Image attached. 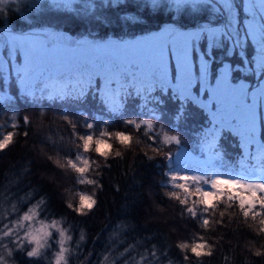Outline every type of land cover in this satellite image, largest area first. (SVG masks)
Instances as JSON below:
<instances>
[{
    "label": "trees",
    "instance_id": "obj_1",
    "mask_svg": "<svg viewBox=\"0 0 264 264\" xmlns=\"http://www.w3.org/2000/svg\"><path fill=\"white\" fill-rule=\"evenodd\" d=\"M149 2L75 0L72 9H59L60 6L45 1L35 7L33 4L37 3L23 0L19 5L21 14L16 13L11 4L6 10L8 14L0 16V30L5 25L20 33L54 28L70 31L81 38L122 40L155 33L167 26L187 30L198 29L208 22L219 23L216 17L220 14L217 13L213 20L215 11L208 3L192 10L188 7L173 9L166 3L160 9L145 7ZM240 2L234 0L239 10ZM32 5L37 8L33 13L29 10ZM200 47L211 61L214 75L221 61H230L235 81L253 78L255 73L250 76L244 72V61L237 54L230 55L223 48H213L209 53L205 42H201ZM194 58H198L197 51ZM126 75L109 81L108 76L97 73L72 89L65 87V92H60L65 94L63 98H59L60 93L54 96L37 93L35 97H26L19 93L16 81L6 85L0 80L3 91L16 94L10 102L0 103V135L16 132L12 145L0 151L1 217L9 213V218H14L27 207L41 202L39 219L46 223L55 220L71 237L66 244L70 250L69 264H124L125 261L128 264H197L193 257L185 261L184 253L176 245L194 242L200 236L212 244L213 253L202 258L203 264H264V255H255L257 250L264 252V234L258 232V225L250 219L245 221L236 206L220 203L215 213L205 214L211 223L209 228H203L200 208L197 209L198 216L193 218L184 211V206L167 195L179 190L173 188L164 175L167 171L164 153L157 156L151 150L149 136L152 131L145 127L136 130L125 123L128 119H150L155 112L159 117L154 121L156 132L164 128L170 134H178L183 150L207 157L212 152L205 149L203 137L212 128L209 112L196 101H180L173 88H161L159 84L151 89L144 86L138 93L139 81L144 79L137 75L138 81L133 83L130 76L125 78ZM254 78L259 80L257 76ZM109 83L117 93L116 99L123 105L122 115L112 116L102 103ZM82 90L84 97L77 98ZM14 115L15 121L10 119ZM24 116L29 117L27 125L23 123ZM64 116L76 124L78 134H84L87 131L84 125L93 122L92 132L96 136L101 131H125L131 135L130 146L120 145L113 135L109 140L113 150L107 160L94 151L84 154L95 161L88 177L96 179L102 187L79 184L71 169L57 165V160L65 163L66 158H74L82 151ZM13 122L18 128L11 127ZM261 135L264 140V125ZM164 147L165 151L171 147L174 154L177 150L174 145ZM116 151L121 157L115 156ZM215 152L221 155L228 170L240 169L242 160L254 162L241 149L240 137L229 129L216 137ZM149 156L156 158L149 160ZM255 164L260 166L257 159ZM83 193L92 196L97 203L82 215L74 208ZM68 203L73 204V208H69ZM13 206L17 209L15 213ZM221 211L223 217L219 214ZM52 231L51 247L45 249L41 258H28L25 251H14V264H50L58 250L54 242L58 232ZM30 247L32 245L25 243V249ZM125 249L129 250L125 252ZM152 251L156 252L154 257L150 255ZM141 257L145 259L141 261Z\"/></svg>",
    "mask_w": 264,
    "mask_h": 264
},
{
    "label": "snow or ice",
    "instance_id": "obj_2",
    "mask_svg": "<svg viewBox=\"0 0 264 264\" xmlns=\"http://www.w3.org/2000/svg\"><path fill=\"white\" fill-rule=\"evenodd\" d=\"M7 3L8 0H0V6ZM192 3L195 4V0H192ZM205 3L211 4L212 0H205ZM222 5L225 10L230 11L233 8V0H223ZM164 6L162 0H150L149 4L145 5V7L156 9ZM185 6H188L185 0H178L176 3L177 8ZM246 12L250 17L246 21V36L256 40L259 52V59L256 61L253 70L264 77V0H247ZM204 34H207L212 41L223 36V33L217 31L216 28L205 27L193 32H177L173 28L166 30L165 34L155 38V43L147 49L142 45L98 47L110 51L113 55L126 54V50L131 48L138 56L151 62L150 78H147L146 81H139L141 87H137L138 93L144 86L151 89L157 84L161 88L170 85L167 77L170 54L174 55L177 61L176 91L180 101L187 100L189 103L196 101L201 108H208L209 105L197 100V96L201 90H204L205 97H209V93H211L210 99L215 101L212 104L215 112L212 114V128L205 133L203 144L206 150H211L212 154L206 160H203L204 163L202 164L190 162L195 157L190 156L180 147L183 142L178 134H170L164 128H161L159 132L154 130V121L159 120L155 112H153L150 119L139 121L128 119L125 123L133 126L136 130L145 127L147 130L152 131V135L149 136L152 144L151 150L157 156L164 153L163 162L164 167L167 169L164 175L168 178V183L179 190L170 191L167 195L184 206V211L193 218L198 216L197 209L200 208L199 214L202 217L201 226L203 228H209L211 223L205 214L215 213L218 205L225 203L227 207L236 206L245 221L250 219L258 225V232L264 234V142L257 140L256 113L257 100L264 102V83L255 90L246 87L244 84L235 85L230 82L229 68L225 65L216 79L215 87H211L208 78L209 62L206 58L201 63L196 75H194L192 60L194 45ZM34 50V41L29 37L13 33L7 35L5 52L12 55V52L18 51L24 55V64L16 69V76L17 80L25 86L24 95L26 97H35V92L29 87V73ZM125 73L127 74L126 79L130 76L133 83L138 81L134 62H129L126 68L113 65L107 79L113 81L115 76H123ZM97 87H99V82H97ZM2 92L3 84L0 82V93ZM193 92L196 95H193ZM64 95V93H60L59 98H63ZM84 95L85 93L82 90L77 98H83ZM103 95L102 103L107 111L112 116L122 115L123 105L116 99L117 93L113 92L111 83L106 86ZM249 98H251V102H249ZM11 100L10 95H0V101L10 102ZM10 119L15 121V115ZM63 119L71 125L73 135L79 142L77 147L82 151L78 152L74 158H66L65 163L57 160V165L60 168L71 169L76 174L79 184L102 187L96 179L88 177V174L93 170L92 165L95 164V161L84 154L94 151L99 157L107 160L113 150V145L109 142L113 135L115 140L124 146L131 145V135L125 131H116L115 133L101 131L96 136L92 132L95 126L93 122H87L84 125L87 129L84 134H78L75 132L76 124L68 116H64ZM23 123L26 125L30 123L28 116L23 117ZM11 127L16 129L18 124L13 122ZM226 128L231 129L240 137V147L246 156L250 154V149L255 145V159L260 162L259 168L246 170L242 160L239 171L221 172L217 170V161L220 159V155L215 152L216 137ZM15 135V131H8L0 135V151H4L12 145ZM24 135L27 136L28 133L25 132ZM173 145L177 146L175 154L172 152L171 147H168L165 151L164 146ZM115 156L121 157V153L116 151ZM155 158V156L148 157L149 160ZM40 203L27 207L25 211L14 218H9V213H5L0 217V264H14V260H12L14 251H25L28 258L38 260L45 254V249L51 247L49 241L53 239L52 230L58 232V239L54 240L58 250L53 254L50 264H69L70 250L66 247V244L71 240V237L66 235L64 229L60 228L55 220L46 223L44 220L39 219L38 209ZM96 203L97 201L92 196L80 194L78 205L74 208V211L82 215L86 214L95 207ZM67 206L73 208L71 203H68ZM12 211L17 212L15 206H13ZM219 214L221 217L224 216L223 211ZM25 243L32 245V247L25 249ZM176 247L184 253L183 259L185 261L193 257L196 259L197 264H203L202 258L210 257L213 254L212 244L205 240L203 236L191 243L180 242ZM128 250L125 249L124 251L127 252ZM150 255L154 257L156 252L152 251ZM255 255L261 256L264 255V252L257 250ZM144 259L145 257H141V261ZM105 260H107V257H105ZM124 264H128V262L125 261Z\"/></svg>",
    "mask_w": 264,
    "mask_h": 264
},
{
    "label": "rangeland",
    "instance_id": "obj_3",
    "mask_svg": "<svg viewBox=\"0 0 264 264\" xmlns=\"http://www.w3.org/2000/svg\"><path fill=\"white\" fill-rule=\"evenodd\" d=\"M31 1L37 3L33 4L35 7H37L39 4L41 5L42 2L45 1L60 6L59 9H72V6L75 2V0ZM22 2L23 0H8V3L6 5L0 6V16L8 14L6 10L10 8L8 6L11 4H13V10L16 13L21 14L22 12L19 9V5ZM177 2L178 0H162V3L169 4L173 9H181L188 7L192 10L199 9L205 3V0H195V4L192 3V0H185V3L188 6L180 8L176 7ZM222 2L223 0H212L211 3L215 11V16L212 19H215L217 13L220 14L219 17H216L219 20V23L217 24L208 22L204 23L198 29L187 30H180L171 26H167L161 31L155 33L122 40L112 37L106 38L104 40L92 36H85L82 38L78 37V44L75 47L66 46L63 44L51 45L48 42V37L53 35L55 31H57L54 28H46L33 32L20 33L12 30V28H10L8 25H5L4 29L0 30V80H2L6 85L16 81V83L18 84L19 93H24L25 86L17 80L16 76V69L20 68L24 64V55L22 52L18 51L12 52V55H8L5 52L7 35L9 33L26 36L29 37L32 41H34L35 50L33 52V62L29 73V87L32 89V91L35 92V94L44 93L47 95L49 94L54 96L60 92H65V87L74 88L77 84L84 82L85 78L89 76L94 77L97 73H100L103 76H109L110 69L113 65L119 66L121 68H126L128 67L129 62H134L137 75L143 78L144 80L150 78L152 69L151 62L146 58L138 56L133 49H127L126 54L120 53L117 55H113L110 51L101 49L98 46L142 45L145 49H147L155 43V38L160 37L162 34H165L166 30L168 29L174 28L177 32H193L199 31L201 28L208 27L216 28L217 31H221L223 33V36L220 39L212 41L210 38H208L207 34H204L200 37L199 40L196 41L194 45V52H198V58L195 60L193 52V74L196 75L201 63L206 58L204 52H202L200 47L201 42H205L207 46V51L209 53H211L213 48H223L224 52L230 55L237 54L244 61L245 66L242 67L244 72L246 74H250V76L255 73L254 76L259 77V80H256V78H254L253 76L252 79L251 77H249L241 78L240 80L235 81L232 77L234 68L232 62L221 61L222 59H220L221 64L219 68H217V73L214 75V73H212L211 61L206 58L209 62L208 78L211 87H215L216 79L219 73L223 71L224 66L227 65L229 68L230 82L235 85L244 84L246 87L255 90L262 83H264V77H262L260 74L256 73L253 70L255 68L256 61L259 59V52L256 40L250 36H246V21L250 19L246 12L247 0H241V10L236 8L233 0V8L230 11H225V7L222 5ZM33 5L29 9L32 13L35 11V9H37ZM25 13H28V11H25ZM9 51H11V49H9ZM237 68L241 67L237 66ZM177 75V61L175 56L170 54L168 57L167 72L168 81L170 82V85L168 87L173 88V90L175 91L177 88ZM119 76L120 75L115 77ZM0 95H10L12 97V100L16 98V94L9 91H3L2 93H0ZM193 95H196V93L193 92ZM210 97L211 93H209V97H205L204 90H201L199 95L197 96V100L207 103L209 105V107L205 109L209 112L212 118V114L215 112V108L212 107V104H214L215 101L211 100ZM249 102H251V98H249ZM0 103H4V101H0ZM256 113L257 140L264 142L261 135L262 126L264 125V102L257 100ZM183 151L188 153L190 156L195 157L190 161L194 164L204 163L203 160H206V158L209 156L208 155L207 157H205L198 154H194L187 150ZM255 156L256 147L255 145H253L250 149V154L246 157L248 159H254V162H244L246 165V170H250L252 168H259V166L255 164ZM217 165L218 171H234L228 170L225 167V163H223L221 155L220 159L217 161ZM239 170L240 169L235 171Z\"/></svg>",
    "mask_w": 264,
    "mask_h": 264
},
{
    "label": "water",
    "instance_id": "obj_4",
    "mask_svg": "<svg viewBox=\"0 0 264 264\" xmlns=\"http://www.w3.org/2000/svg\"><path fill=\"white\" fill-rule=\"evenodd\" d=\"M48 42L52 45L63 44L75 47L78 44V38L70 31H56L53 35L48 37Z\"/></svg>",
    "mask_w": 264,
    "mask_h": 264
}]
</instances>
